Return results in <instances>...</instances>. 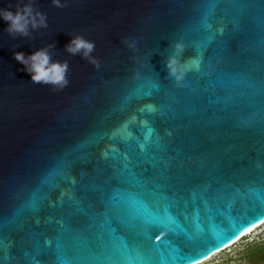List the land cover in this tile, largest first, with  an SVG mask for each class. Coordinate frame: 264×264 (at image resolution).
<instances>
[{"label":"water","instance_id":"water-1","mask_svg":"<svg viewBox=\"0 0 264 264\" xmlns=\"http://www.w3.org/2000/svg\"><path fill=\"white\" fill-rule=\"evenodd\" d=\"M32 2L47 27L0 20L3 264H196L264 221V0ZM77 33L99 67L64 49ZM181 39L202 62L178 86L163 61ZM49 44L61 89L12 56Z\"/></svg>","mask_w":264,"mask_h":264},{"label":"clouds","instance_id":"clouds-1","mask_svg":"<svg viewBox=\"0 0 264 264\" xmlns=\"http://www.w3.org/2000/svg\"><path fill=\"white\" fill-rule=\"evenodd\" d=\"M52 4L57 7H63L67 0H51ZM0 20L5 22V30L11 35L28 36L30 30L47 27V16L44 12L35 8L32 0H24L18 3L15 8L0 7ZM129 47H135L134 40H127ZM54 47L49 44L36 48L25 54L24 50H14L13 58L22 65L19 71L27 72L33 83H43L53 86L55 89H61L68 84V62L67 60H54L50 48ZM95 48V41L87 39L82 34L70 36L65 43L64 49L72 54H79L82 58H86L94 66L99 67V59L92 55ZM185 49L184 41L177 40L173 45V51L163 61L164 67L178 86H182L184 77L189 71L190 66H194L198 62L192 59L189 63L186 61L182 53Z\"/></svg>","mask_w":264,"mask_h":264},{"label":"rangeland","instance_id":"rangeland-1","mask_svg":"<svg viewBox=\"0 0 264 264\" xmlns=\"http://www.w3.org/2000/svg\"><path fill=\"white\" fill-rule=\"evenodd\" d=\"M262 244H264V223L232 245L198 264H250L248 253ZM255 264H264V260H257Z\"/></svg>","mask_w":264,"mask_h":264},{"label":"snow or ice","instance_id":"snow-or-ice-1","mask_svg":"<svg viewBox=\"0 0 264 264\" xmlns=\"http://www.w3.org/2000/svg\"><path fill=\"white\" fill-rule=\"evenodd\" d=\"M198 63L195 64L194 66H190L189 71H200V65L202 62V57L197 56V58L195 59ZM185 78V77H184ZM140 153H146L148 152L146 145H140ZM105 155H107V153H105ZM144 161H141L139 159H136L132 154H126L123 157V170L125 172H127L128 175L130 176H134L136 175L135 172L132 171V169H134L135 167H137L139 164H141ZM256 167H261L260 164H257ZM87 192V190H85V193ZM142 204V202H141ZM142 207H144L146 209V207L142 204ZM147 210V209H146ZM248 229L245 228V231H247ZM233 235H235V233H233ZM156 239H159V236L156 237ZM228 243H231L232 237H227ZM221 244L224 243L223 240L220 241ZM102 245V244H101ZM125 246H127L125 244ZM2 244H0V250H2ZM214 247L217 248V251L219 250V247L214 245ZM209 253L211 252V249L208 250ZM172 259H176V257H172ZM0 264H3V261L0 260ZM127 264H167V261L165 260L164 256H161L159 259L157 260H146V261H128ZM198 264V262H197Z\"/></svg>","mask_w":264,"mask_h":264},{"label":"trees","instance_id":"trees-1","mask_svg":"<svg viewBox=\"0 0 264 264\" xmlns=\"http://www.w3.org/2000/svg\"><path fill=\"white\" fill-rule=\"evenodd\" d=\"M248 258L250 260V264H255L257 260H264V244L253 248L248 253Z\"/></svg>","mask_w":264,"mask_h":264},{"label":"bare ground","instance_id":"bare-ground-1","mask_svg":"<svg viewBox=\"0 0 264 264\" xmlns=\"http://www.w3.org/2000/svg\"><path fill=\"white\" fill-rule=\"evenodd\" d=\"M262 223H264V221L261 222V223H259V224H257L256 226H253V227L249 228L247 231H245V232L243 233V235H241V236H240L238 239H236L234 242L238 241L241 237H243L244 235H246V234L250 233L251 231H253L255 228H257L258 226H260ZM234 242H232V243L229 244L228 246L232 245ZM228 246H227V247H228ZM227 247H225V248H227ZM220 251H221V250H219V251L213 253L211 256L217 254V253L220 252ZM211 256H209L207 259L211 258ZM207 259H205V260H207ZM205 260H203V261H205ZM203 261H201V262H203ZM201 262H199V263H201Z\"/></svg>","mask_w":264,"mask_h":264}]
</instances>
